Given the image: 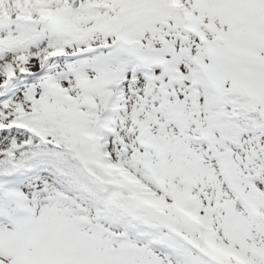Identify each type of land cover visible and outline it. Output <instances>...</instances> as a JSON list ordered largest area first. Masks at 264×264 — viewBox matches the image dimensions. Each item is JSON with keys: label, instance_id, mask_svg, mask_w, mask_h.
Here are the masks:
<instances>
[{"label": "snow or ice", "instance_id": "1", "mask_svg": "<svg viewBox=\"0 0 264 264\" xmlns=\"http://www.w3.org/2000/svg\"><path fill=\"white\" fill-rule=\"evenodd\" d=\"M0 264H264V0H0Z\"/></svg>", "mask_w": 264, "mask_h": 264}]
</instances>
